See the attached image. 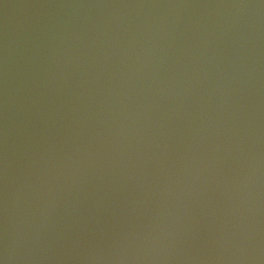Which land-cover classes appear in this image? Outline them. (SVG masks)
I'll use <instances>...</instances> for the list:
<instances>
[{"label":"water","instance_id":"water-1","mask_svg":"<svg viewBox=\"0 0 264 264\" xmlns=\"http://www.w3.org/2000/svg\"><path fill=\"white\" fill-rule=\"evenodd\" d=\"M0 264H264V0H0Z\"/></svg>","mask_w":264,"mask_h":264}]
</instances>
